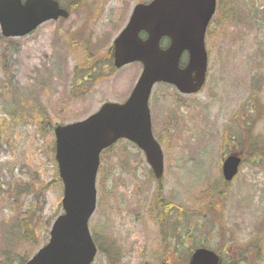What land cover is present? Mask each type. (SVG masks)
<instances>
[{"label": "rangeland", "instance_id": "374dc122", "mask_svg": "<svg viewBox=\"0 0 264 264\" xmlns=\"http://www.w3.org/2000/svg\"><path fill=\"white\" fill-rule=\"evenodd\" d=\"M59 1L68 18L19 38L0 28V264L31 258L63 213L55 126L125 102L143 69L114 67L111 47L134 6L151 0ZM218 4L203 90L187 95L158 83L150 99L163 177L128 140L102 154L92 264H161L166 251L185 264L203 243L234 264H264V0ZM228 150L247 158L225 183L219 160ZM167 202L181 210L167 212ZM24 217L39 223L36 243L16 233Z\"/></svg>", "mask_w": 264, "mask_h": 264}, {"label": "water", "instance_id": "95a60500", "mask_svg": "<svg viewBox=\"0 0 264 264\" xmlns=\"http://www.w3.org/2000/svg\"><path fill=\"white\" fill-rule=\"evenodd\" d=\"M218 0H152L139 3L114 40V65L121 68L140 62L143 71L129 98L106 102L87 118L56 125V159L64 184V213L54 221L49 242L25 264H92L98 248L89 221L97 208V179L101 154L121 139L135 143L161 179L165 155L153 132L150 97L157 83L174 85L183 94L198 93L207 79L208 26ZM58 0H0V27L6 37H22L43 23L68 18ZM147 33V38L141 36ZM168 37L170 44L162 47ZM188 61L181 66L184 53ZM241 159L229 156L224 177L233 180ZM167 264V263H163ZM189 264H221L213 250L200 247Z\"/></svg>", "mask_w": 264, "mask_h": 264}, {"label": "trees", "instance_id": "16d2710c", "mask_svg": "<svg viewBox=\"0 0 264 264\" xmlns=\"http://www.w3.org/2000/svg\"><path fill=\"white\" fill-rule=\"evenodd\" d=\"M83 50L84 51H89L88 49H86V47H84ZM92 54L93 53L90 52V55H92ZM87 79H88V77L86 76L82 80H87ZM224 181H225V183H227V181L225 179H224ZM222 194L224 196L225 192H223ZM159 199H158L159 203H161V204L166 202L165 199L162 196H160ZM167 203L168 204H165V205L168 206L167 209H166L167 212L170 209H180L181 208V207H177V205H175L173 202H167ZM25 218L26 217H24V219H19V221H18L19 225L15 226V228H17V230H18V232H16V233H18L20 235V237H22L23 239H26V240L32 239V242L36 243V240H37V238H36L37 227H38L39 223H37V221L35 219H33L32 217H29L28 219L27 218L25 219ZM47 238H48V236H47ZM47 238H46V241H47ZM37 245H38V247H40L39 244H37ZM28 259H29V257L26 256L24 259L21 260V262L19 264H24Z\"/></svg>", "mask_w": 264, "mask_h": 264}, {"label": "flooded vegetation", "instance_id": "af4514ba", "mask_svg": "<svg viewBox=\"0 0 264 264\" xmlns=\"http://www.w3.org/2000/svg\"><path fill=\"white\" fill-rule=\"evenodd\" d=\"M233 154H236L237 156H239L240 158H241V167L242 166H244L245 164H246V158H247V156H246V152L245 151H230V150H228L227 152H224V151H221L220 152V160L219 161H221V165L223 166V163H224V161L229 157V156H231V155H233ZM180 210H181V208H180ZM183 230V228L182 229H179L177 232H178V235L179 236H182L181 234H179L181 231ZM167 257V258H166ZM165 260L166 261H168V260H172V258H171V256H170V254H168L167 253V255L165 256ZM237 258L236 257H233V255H231L229 258H223L222 257V264H224V262H227L226 264H234V262H235V260H236Z\"/></svg>", "mask_w": 264, "mask_h": 264}]
</instances>
